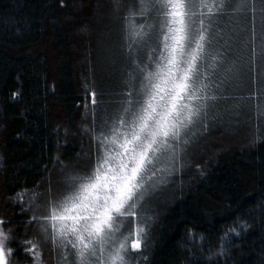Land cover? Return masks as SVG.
Listing matches in <instances>:
<instances>
[{
	"label": "trees",
	"instance_id": "1",
	"mask_svg": "<svg viewBox=\"0 0 264 264\" xmlns=\"http://www.w3.org/2000/svg\"><path fill=\"white\" fill-rule=\"evenodd\" d=\"M237 3L231 0L214 29L224 64L211 116L193 130L183 167L144 201L146 243L130 264H264V81L256 80L264 70V0L232 12ZM129 10L138 12L139 0H0V220L12 238V264H65L29 221L46 214L36 205L46 203L49 190L59 193L66 176L94 163L86 129L113 114L128 91L122 45ZM115 23L120 32L112 38ZM228 115L235 124L220 127ZM229 128L243 136L239 144H227ZM231 227L239 235L228 237L220 255V238ZM27 241L38 242L36 253Z\"/></svg>",
	"mask_w": 264,
	"mask_h": 264
},
{
	"label": "snow or ice",
	"instance_id": "2",
	"mask_svg": "<svg viewBox=\"0 0 264 264\" xmlns=\"http://www.w3.org/2000/svg\"><path fill=\"white\" fill-rule=\"evenodd\" d=\"M230 3L139 0V11L129 10L124 17L128 91L120 93L113 114L99 125L94 119L86 129L95 145L92 166L66 176L59 193L49 190L46 203L36 205L46 214L29 221L63 252L65 264H130V254L145 246L148 219L140 215L144 201L177 165L183 167V155L197 135L193 130L207 119L218 98L215 77L224 54L213 48V31ZM246 6L247 0H238L231 11ZM152 16L151 23H135L137 17ZM96 95L91 93L92 105L97 104ZM5 223L0 220V264H10L13 252ZM129 223L133 226L126 231ZM233 233L239 235L235 227L225 229L220 255ZM26 243L36 253L38 242Z\"/></svg>",
	"mask_w": 264,
	"mask_h": 264
},
{
	"label": "rangeland",
	"instance_id": "3",
	"mask_svg": "<svg viewBox=\"0 0 264 264\" xmlns=\"http://www.w3.org/2000/svg\"><path fill=\"white\" fill-rule=\"evenodd\" d=\"M111 29H112V38H113V36H115L116 38H117V36L119 35V32H120V29H118V24H113L112 25V27H111ZM215 32L213 31V36H214V43H213V45H215V43L217 42L216 41V38L217 39H220V35L219 36H217L216 34H214ZM119 38V37H118ZM112 39H110V41H111ZM100 44V43H99ZM100 45H102V43L100 44ZM112 45V44H111ZM111 48L113 47V49H112V52H114V53H116V56H118V52H117V49H116V47H114L113 45L112 46H110ZM106 49V48H105ZM91 53H92V63H94L95 62V58H97L98 57V53H97V50H96V48H95V50L93 49V48H91ZM102 53H103V55L102 54H100L101 55V59H105V58H107L109 55L108 54H106L105 53V51L103 50L102 51ZM95 55H96V57H95ZM94 60V61H93ZM264 81V70L260 73V75H258V77L256 78V80L259 82V81ZM262 110V109H261ZM262 115V114H261ZM208 116H211V115H209V113H208ZM208 118V117H207ZM237 118V117H236ZM241 119V118H240ZM205 120H207V119H205ZM232 120H231V115H228L227 116V119H225V121H223L224 123H222V125L220 126V127H222V126H226L227 125V122L229 123L230 122V125H232V124H235V123H232L231 122ZM236 125H237V123H236ZM198 126V125H197ZM240 126V125H239ZM224 130V129H223ZM224 131H226V136H229L228 138H227V144L229 143V144H231L233 141L234 142H236L237 144H239L241 141L240 140H242V138H243V136H237V134H238V132H236V131H234L233 129H231V128H229V129H227V130H224ZM250 132V131H249ZM244 135V134H243ZM246 135H247V132H246ZM245 135V136H246ZM232 136H234V137H236V138H234V140H232ZM194 146H195V144L192 146V150H193V148H194ZM197 146H199V144L197 145ZM200 147V146H199ZM199 147H197V149H201V148H199ZM187 149H188V152H189V154H190V147H187ZM187 149H186V152H187ZM186 152H185V154H186ZM203 152V151H202ZM185 154L183 155V156H185ZM192 166V165H191ZM57 172H58V170H56ZM59 173V172H58ZM153 182H155V180L153 181ZM161 188H163V187H161ZM165 189V188H164ZM161 192H164L163 190H160ZM166 191V190H165ZM145 217H147V215H145ZM132 226H133V224L131 223V225L129 224L128 226H127V228H126V231H129V230H131V228H132ZM4 227V226H3ZM5 230V229H4ZM11 256L9 257V261H10V264H12L11 263Z\"/></svg>",
	"mask_w": 264,
	"mask_h": 264
}]
</instances>
